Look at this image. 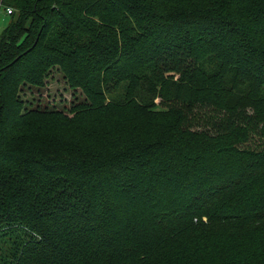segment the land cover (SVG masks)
<instances>
[{
	"label": "trees",
	"instance_id": "obj_1",
	"mask_svg": "<svg viewBox=\"0 0 264 264\" xmlns=\"http://www.w3.org/2000/svg\"><path fill=\"white\" fill-rule=\"evenodd\" d=\"M3 3L0 264H264V0Z\"/></svg>",
	"mask_w": 264,
	"mask_h": 264
},
{
	"label": "rangeland",
	"instance_id": "obj_2",
	"mask_svg": "<svg viewBox=\"0 0 264 264\" xmlns=\"http://www.w3.org/2000/svg\"><path fill=\"white\" fill-rule=\"evenodd\" d=\"M0 20H2L0 22V30L2 31L4 28L1 27L3 25L6 26L10 20V16L6 14L4 7L0 10ZM52 70L50 76L45 79V85H31L30 88H26L24 90V98L27 100H39L42 103L49 101L56 104V106L70 105L78 98L80 100V97H82L80 90H74L70 87L68 82L64 79L63 72L58 67Z\"/></svg>",
	"mask_w": 264,
	"mask_h": 264
},
{
	"label": "built area",
	"instance_id": "obj_3",
	"mask_svg": "<svg viewBox=\"0 0 264 264\" xmlns=\"http://www.w3.org/2000/svg\"><path fill=\"white\" fill-rule=\"evenodd\" d=\"M2 7H4V4H3V1L0 0V9H1ZM5 7H6V6H5ZM6 12H7L8 14H12V13L14 12V10H13V8H11V7H6Z\"/></svg>",
	"mask_w": 264,
	"mask_h": 264
},
{
	"label": "crops",
	"instance_id": "obj_4",
	"mask_svg": "<svg viewBox=\"0 0 264 264\" xmlns=\"http://www.w3.org/2000/svg\"><path fill=\"white\" fill-rule=\"evenodd\" d=\"M2 1H3V0H2ZM3 4H4V3H3ZM4 8H5V12H6V7H5V5H4ZM0 10H1V9H0ZM6 14L9 15L7 12H6ZM6 20H7V19H6ZM1 21H2V20H0V22H1ZM7 21H8V20H7ZM7 21H6V22H7ZM4 26H5V25H3L1 28H5V27H6V26H5V27H4ZM0 31H1V30H0Z\"/></svg>",
	"mask_w": 264,
	"mask_h": 264
}]
</instances>
